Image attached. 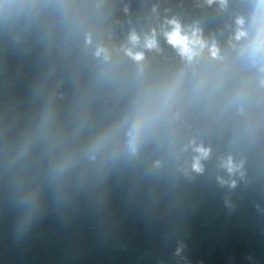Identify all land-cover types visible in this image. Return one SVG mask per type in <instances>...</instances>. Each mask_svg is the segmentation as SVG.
Instances as JSON below:
<instances>
[{"label": "clouds", "instance_id": "clouds-1", "mask_svg": "<svg viewBox=\"0 0 264 264\" xmlns=\"http://www.w3.org/2000/svg\"><path fill=\"white\" fill-rule=\"evenodd\" d=\"M171 41L173 42V43H182V44H184L185 45V51H188V49H187V39L186 38H181L180 36H179V33L177 32V33H174L172 36H171Z\"/></svg>", "mask_w": 264, "mask_h": 264}]
</instances>
